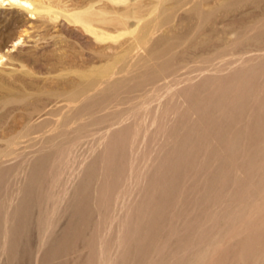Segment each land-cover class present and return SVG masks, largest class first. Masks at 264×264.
I'll list each match as a JSON object with an SVG mask.
<instances>
[{"label":"rangeland","instance_id":"1","mask_svg":"<svg viewBox=\"0 0 264 264\" xmlns=\"http://www.w3.org/2000/svg\"><path fill=\"white\" fill-rule=\"evenodd\" d=\"M263 17V0L160 15L158 52L126 33L107 85L48 73L59 54L86 60L67 32L0 64V264H264V32L247 29ZM238 80L251 83L232 107Z\"/></svg>","mask_w":264,"mask_h":264},{"label":"bare ground","instance_id":"2","mask_svg":"<svg viewBox=\"0 0 264 264\" xmlns=\"http://www.w3.org/2000/svg\"><path fill=\"white\" fill-rule=\"evenodd\" d=\"M193 0H0V15L2 13L10 15L9 21L12 28L7 34L0 33V64H11L15 66H24L21 60L16 58V53L23 48V44L35 42L37 39H42L50 33L54 37L52 45L59 42V36L62 32H67L82 49L80 54L86 56V60L82 61L83 65L80 68L71 66L66 60L67 54H59L56 60L51 63L48 73H53L54 76L61 79L81 77L86 80L99 81L100 83L109 84L112 78L113 66L116 61L125 58L130 54L125 49L123 36L126 33H131L132 39L130 47H142L148 53L153 54L159 48L157 44L162 38V35L153 40V34L162 26L163 23L157 22L160 15L180 14L188 10L199 7L203 0H194L192 6L186 5ZM218 1V0H217ZM234 1V0H233ZM247 2V0H245ZM264 1V0H263ZM216 2V1H214ZM243 2V1H242ZM3 4H8L9 8L2 9ZM214 4V3H213ZM257 5V4H256ZM230 8V7H229ZM245 10V9H244ZM236 13V12H235ZM208 14V13H207ZM252 14V13H251ZM255 14V13H254ZM259 15V14H256ZM252 15L249 16V18ZM260 18V17H259ZM131 19V20H130ZM243 19V18H240ZM253 19V17H252ZM240 21V20H238ZM244 21V20H243ZM240 25V24H239ZM130 27H133L129 30ZM21 28V30H17ZM246 28V27H244ZM248 31L258 30L259 33L264 32V17L258 19L248 25ZM241 30V28L239 29ZM245 30V29H244ZM52 32H55L52 34ZM57 32V33H56ZM240 32V31H239ZM246 32V31H245ZM254 32V33H255ZM238 33V32H237ZM253 35H256V33ZM258 33V34H259ZM240 34V33H239ZM252 34V33H250ZM186 35V34H185ZM248 36V35H247ZM250 36V35H249ZM262 36V35H261ZM256 37V36H254ZM258 37V35H257ZM263 37V36H262ZM45 38V37H44ZM160 38V39H159ZM164 38V36H163ZM264 38V37H263ZM159 39V40H158ZM158 40V41H157ZM201 40V39H200ZM264 40V39H263ZM49 43V42H48ZM151 43V44H150ZM175 43V42H174ZM173 43V44H174ZM263 43V42H262ZM35 47L36 45H32ZM175 46V45H174ZM168 47V46H167ZM171 47V46H170ZM262 47V46H261ZM32 48V47H30ZM164 48V47H163ZM165 51V50H164ZM167 51V50H166ZM158 52V51H157ZM161 52V50L159 51ZM173 52V51H172ZM171 52V53H172ZM167 54V53H166ZM170 55V54H168ZM165 56V55H164ZM140 55L138 56V58ZM153 57V56H152ZM167 57V56H166ZM155 58V57H154ZM163 58V56H162ZM252 58V57H251ZM30 60V59H28ZM160 62V61H159ZM167 62V61H166ZM249 63V67L243 72H252L254 69L253 63ZM29 63V61H28ZM162 63V62H161ZM243 63V62H242ZM247 63V64H248ZM156 64V63H155ZM246 64V65H247ZM167 65V64H166ZM241 65V64H240ZM245 65V64H244ZM170 67V66H169ZM245 67V66H244ZM233 69V67H232ZM230 69V71L232 70ZM235 69V68H234ZM225 71V70H224ZM115 73V72H114ZM217 73V70H216ZM220 73V72H219ZM241 73V72H240ZM238 74V73H237ZM240 75V74H239ZM237 75V76H239ZM246 76V75H245ZM243 76V79L244 77ZM221 78V77H220ZM248 78V77H247ZM245 77V79H247ZM242 79V77H241ZM202 80V79H201ZM236 81V79H234ZM258 80V79H257ZM39 81V80H38ZM219 81V79H218ZM221 81V80H220ZM239 81V80H238ZM214 83V82H213ZM217 83V81H216ZM238 83V82H237ZM251 81H245L244 84H234L230 88L231 98L230 104L241 101L242 97L249 88ZM215 84V83H214ZM213 84V85H214ZM194 87V86H192ZM222 86L218 85L216 90H223ZM254 87V86H253ZM180 88V87H179ZM190 88V87H189ZM209 89V88H208ZM229 90V91H230ZM211 91V90H210ZM264 91V90H263ZM129 92V91H128ZM143 92V91H142ZM189 92V91H188ZM257 92V91H256ZM102 93V92H101ZM175 93V92H174ZM264 93V92H263ZM203 95V94H202ZM209 95V94H208ZM215 95V94H214ZM258 95V94H257ZM188 96V95H187ZM205 97V96H204ZM226 97V95H225ZM224 97V98H225ZM215 98V97H214ZM213 98V99H214ZM259 98V99H258ZM188 100V99H187ZM243 100V99H242ZM196 101V100H195ZM194 101V102H195ZM212 101V100H211ZM254 104H262L264 102V94L255 97ZM192 102V103H194ZM209 103L210 100H209ZM169 104V103H168ZM226 104V103H225ZM231 104V105H232ZM206 105V104H205ZM208 105V104H207ZM243 105V104H242ZM212 106V105H211ZM242 107L241 105H239ZM252 106V104H251ZM178 107V106H177ZM206 107V106H205ZM233 107V105H232ZM113 109V108H112ZM206 109V108H205ZM224 109V108H223ZM207 110V109H206ZM239 110V109H238ZM252 110V109H251ZM258 110V108H257ZM165 111V110H164ZM222 111V110H221ZM230 111V110H229ZM203 112V111H202ZM225 112V111H224ZM231 112V111H230ZM258 112V111H257ZM186 113V112H185ZM262 113V112H260ZM264 113V112H263ZM170 114V113H168ZM167 114V115H168ZM227 114V113H226ZM225 114V115H226ZM234 115V114H232ZM264 115V114H263ZM180 116V115H179ZM208 116V115H207ZM212 116V115H211ZM209 117V119L211 118ZM167 118V116L165 115ZM258 117V114H257ZM153 118V117H152ZM231 118V117H230ZM229 118V119H230ZM155 119V118H154ZM157 119V118H156ZM217 119V118H216ZM258 119V118H257ZM264 119V118H263ZM262 119V120H263ZM233 121V120H232ZM218 122V121H217ZM231 122V120H230ZM180 124V123H179ZM215 124V123H214ZM240 124V123H239ZM205 125V124H204ZM255 125V124H254ZM249 126V125H248ZM263 126V125H262ZM264 127V126H263ZM164 128V127H163ZM237 128V127H236ZM166 129V128H165ZM172 129V128H171ZM177 129V128H176ZM175 129V130H176ZM260 129H263L262 127ZM164 130V129H163ZM221 130V129H220ZM261 131V130H260ZM259 131V132H260ZM163 132V131H162ZM177 132V131H176ZM175 132V133H176ZM202 132V131H201ZM139 133V132H138ZM164 133V132H163ZM230 133V132H229ZM233 133V132H232ZM160 134V133H159ZM165 134V133H164ZM202 134V133H201ZM206 134V133H205ZM223 134V133H222ZM235 134V133H234ZM252 134V133H251ZM167 135V134H166ZM218 136V135H217ZM167 137V136H166ZM215 137V136H214ZM173 138V137H172ZM171 138V139H172ZM185 138V137H184ZM201 138V137H200ZM204 138V137H203ZM59 139V138H58ZM214 139V138H213ZM227 139V138H226ZM238 139V138H237ZM263 139V138H262ZM205 140V139H203ZM220 140V139H219ZM230 140V139H229ZM200 141V139H199ZM257 141V140H256ZM259 141V140H258ZM195 142V141H194ZM211 142V141H210ZM257 143V142H256ZM162 144V143H161ZM191 144V142H190ZM194 144V143H193ZM192 144V145H193ZM226 144V142L224 143ZM239 144V143H238ZM50 145V144H49ZM191 145V147H192ZM223 145V144H222ZM227 145V144H226ZM257 145V144H256ZM255 145V146H256ZM183 146V145H182ZM181 146V147H182ZM225 147V145H223ZM222 146V147H223ZM229 146V145H228ZM133 147V146H132ZM166 147V146H165ZM186 147V146H185ZM191 147L189 148L191 150ZM262 147V146H261ZM207 148V147H206ZM236 148V147H234ZM130 149V148H129ZM222 149V148H221ZM255 149V148H254ZM252 149V150H254ZM261 149V148H260ZM133 150V149H131ZM185 150V148H184ZM181 153H183V151ZM227 150V149H226ZM259 150V149H257ZM159 151V150H158ZM194 151V149H193ZM234 151V150H233ZM232 151V152H233ZM171 152V151H170ZM185 152V151H184ZM231 152V150H230ZM231 152V154H232ZM64 153V152H63ZM172 153V152H171ZM180 153V154H181ZM186 153V152H185ZM191 153V152H190ZM52 154V153H51ZM160 154V153H159ZM236 154V153H235ZM252 154V153H250ZM54 155V154H53ZM152 155V154H151ZM163 155V154H162ZM177 155V154H175ZM188 156V154L186 153ZM185 155V156H186ZM190 155V154H189ZM249 155V153H248ZM247 155V156H248ZM68 156V155H67ZM157 156V155H156ZM252 156V155H251ZM152 157V156H151ZM191 157V156H190ZM245 157V156H242ZM154 158V157H153ZM188 158V157H186ZM234 159V157H233ZM237 159V158H236ZM252 159V157L250 158ZM186 160V159H185ZM214 160V159H213ZM216 160V159H215ZM235 160V159H234ZM181 161V160H180ZM261 162V161H260ZM264 162V160H263ZM217 163V162H215ZM238 163V160H237ZM251 163V162H250ZM249 163V164H250ZM75 164V163H74ZM82 164V163H81ZM119 164V163H118ZM130 164V163H129ZM174 164V163H173ZM179 164V163H178ZM16 165V164H15ZM83 165V164H82ZM160 165V164H159ZM263 165V164H262ZM133 166V165H132ZM162 166V165H161ZM168 166V165H167ZM251 166V165H250ZM82 167V166H81ZM131 167V166H130ZM129 167V168H130ZM154 167V166H152ZM257 167V166H256ZM262 168V167H261ZM72 169V168H71ZM80 169V168H79ZM82 169V168H81ZM152 169V168H151ZM154 169V168H153ZM157 169V168H156ZM230 169V168H229ZM232 169V168H231ZM162 170V169H161ZM145 171V170H144ZM158 171V170H157ZM251 171V170H250ZM248 171V172H250ZM260 171V169H259ZM89 172V171H88ZM242 172V171H241ZM254 172V171H253ZM235 173V172H234ZM171 174V173H170ZM228 174V173H227ZM250 174V173H249ZM84 175V174H83ZM93 175V174H91ZM146 175V174H145ZM230 175V174H229ZM247 175V173H246ZM252 175V174H251ZM141 176V175H140ZM234 176V175H233ZM130 177V176H129ZM232 177V176H231ZM241 177V176H239ZM140 178V177H139ZM147 179V178H144ZM183 179V178H182ZM140 180V179H139ZM166 180V179H165ZM227 180V179H226ZM225 180V181H226ZM233 180V179H231ZM230 180V182H231ZM256 180V179H255ZM144 181V180H143ZM169 181V180H168ZM228 181V180H227ZM234 182V181H233ZM232 182V186H233ZM236 182V181H235ZM234 182V183H235ZM257 182V181H256ZM144 184V183H143ZM151 184V183H150ZM237 184V183H236ZM141 185V184H139ZM173 185V184H172ZM202 185V183H201ZM238 185V184H237ZM152 186V185H151ZM240 187V186H239ZM151 188V187H150ZM250 189V188H249ZM142 190V189H141ZM149 190V189H147ZM65 191V189H64ZM234 191V190H233ZM145 192V191H144ZM161 192V191H160ZM130 193V192H129ZM230 193V192H229ZM107 194V193H106ZM153 194V193H152ZM145 195V194H144ZM121 196V195H120ZM150 196V195H148ZM147 196V197H148ZM153 196V195H152ZM105 197V196H104ZM140 197V196H139ZM119 196L117 197V199ZM105 199V198H104ZM103 199V201H104ZM39 200V199H38ZM153 200V199H152ZM227 200V199H226ZM106 201V200H105ZM117 203V202H116ZM115 203V204H116ZM130 203V202H129ZM147 203V202H146ZM149 203V202H148ZM147 203V204H148ZM104 204V203H103ZM134 204V203H133ZM151 204V203H150ZM128 205V204H127ZM156 205V204H155ZM240 206V205H239ZM123 207V206H122ZM149 206H147L148 208ZM151 207V206H150ZM154 208V207H153ZM156 208V207H155ZM163 208V206H162ZM161 208V209H162ZM141 210V208H139ZM138 209V210H139ZM130 210V209H129ZM237 210V209H236ZM249 210V209H248ZM122 211V210H121ZM153 211V209H152ZM238 211V210H237ZM236 212V211H235ZM137 213V212H136ZM146 213V212H145ZM237 213V212H236ZM127 214V213H126ZM221 214V213H220ZM234 214V213H233ZM253 214V213H252ZM8 215V214H7ZM145 215V214H144ZM247 215V213H246ZM114 216V215H113ZM127 216V215H126ZM132 216V215H131ZM143 216V215H142ZM150 216V215H149ZM148 217V215H147ZM225 217V216H224ZM118 218V217H117ZM125 218V217H124ZM140 218V217H139ZM179 218V217H178ZM219 219V217H217ZM177 219V218H176ZM118 220V219H117ZM126 220V219H125ZM212 220V218H211ZM217 220V219H216ZM148 221V220H147ZM166 221V220H165ZM186 221V220H185ZM213 221V220H212ZM110 222V221H109ZM251 222V221H249ZM122 223V222H121ZM218 223V222H217ZM227 221L225 222V224ZM123 224V223H122ZM121 224V225H122ZM218 225V224H217ZM224 225V224H223ZM127 226V225H125ZM130 226V225H129ZM123 227V225H122ZM143 227V226H142ZM186 227V226H185ZM191 227V226H190ZM189 227V228H190ZM264 227V225L262 226ZM126 228V227H125ZM131 228V227H130ZM195 228V226H194ZM212 228V227H211ZM217 228V227H216ZM215 228V229H216ZM228 228V227H227ZM242 228V227H241ZM193 229V228H192ZM261 229V227H260ZM175 230V229H174ZM177 230V229H176ZM189 230V229H188ZM257 230V229H256ZM190 231V230H189ZM117 237V250L122 248V245L128 239L125 230L121 229ZM264 233V232H263ZM211 235V234H210ZM134 236V235H133ZM144 236V235H143ZM259 236V235H258ZM213 237V236H212ZM154 238V237H153ZM259 238V237H258ZM181 239V238H180ZM5 241V240H4ZM250 241V240H249ZM103 242L101 240L100 254L103 255ZM264 242V241H263ZM105 244V243H104ZM139 245V244H138ZM137 245V246H138ZM175 245V244H174ZM193 246V245H192ZM6 247V246H4ZM252 248V247H251ZM40 249H42L40 247ZM136 249V248H135ZM191 249V248H189ZM217 249V248H216ZM261 250V249H260ZM189 251V250H188ZM193 251V250H192ZM224 252V251H223ZM227 252V250H226ZM263 251H261L262 253ZM100 255V256H101ZM38 256V255H37ZM105 256V253H104ZM202 256V255H201ZM101 258V257H100ZM110 258V257H109ZM119 258V257H118ZM256 258V257H255ZM259 258V255H258ZM102 259V258H101ZM250 259V258H249ZM100 260V259H99ZM105 260V259H103ZM241 260V259H240ZM239 260V261H240ZM252 260V259H251ZM111 261V260H110ZM254 262V261H253ZM258 262V261H257ZM224 263V262H223ZM251 263V262H250Z\"/></svg>","mask_w":264,"mask_h":264}]
</instances>
